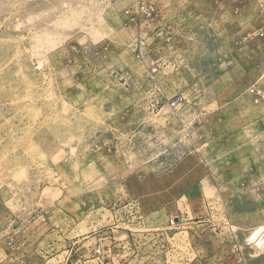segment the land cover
I'll use <instances>...</instances> for the list:
<instances>
[{
	"label": "rangeland",
	"instance_id": "374dc122",
	"mask_svg": "<svg viewBox=\"0 0 264 264\" xmlns=\"http://www.w3.org/2000/svg\"><path fill=\"white\" fill-rule=\"evenodd\" d=\"M145 1L159 9V23L175 30L173 45L153 39L152 26L139 30L125 21L122 12L135 1L0 0V264H23L28 253L32 264H40L35 249L46 233L66 242L128 215L121 179L156 162L172 168L182 158L189 147L185 124L170 120L183 106L159 112L149 106L154 93L146 72L168 52L183 60L177 72L161 79L163 93L171 98L184 93L177 85L190 75L201 83L214 71L198 62L192 69L187 55L199 44L175 20L200 7L232 21L224 10L234 2L246 40L223 37L217 49L224 58L218 65L232 67L223 76L233 85L237 81L244 97L256 84L259 76L240 70L250 64L246 47L264 38V0ZM212 45L207 44L205 55ZM173 83L177 88L169 87ZM190 141L199 151L215 145ZM217 149L221 170L215 187L206 190V212L194 215L180 205L176 236L158 240L163 249L175 243L181 262L264 264L263 256L244 245L249 231L264 223V126L238 127ZM170 218L144 219L142 232L165 227ZM140 238L131 242L153 239Z\"/></svg>",
	"mask_w": 264,
	"mask_h": 264
},
{
	"label": "crops",
	"instance_id": "0c3cea01",
	"mask_svg": "<svg viewBox=\"0 0 264 264\" xmlns=\"http://www.w3.org/2000/svg\"><path fill=\"white\" fill-rule=\"evenodd\" d=\"M127 1L126 3L131 5L138 0ZM226 6L227 10L224 11L230 14L232 21L223 20L224 14H210L206 9L200 7H197L196 10L193 9L191 15L180 18L184 20H175L185 26L188 35L199 44L197 52L194 51L191 55H187L188 59L191 57L190 66L192 69L198 62L201 69L206 70L210 67L214 72L210 80H204L201 83L193 82L190 75V80L177 85L184 91V93H179L183 97L181 103L183 111L180 114H173V119L170 122L172 124L175 122L185 124L183 136L189 137V143L185 141V146L189 145V147H185L186 150H184L182 158L172 168L163 169L162 163L156 162L151 165L150 170L146 171V168L142 167L141 171H145L129 174L120 181L127 193V205L125 207H135L143 221L156 214L175 218L180 211V205L189 207L194 215L198 213V210L206 212L205 208L208 203L206 190L212 186L215 187L221 170L218 166L217 143L223 140L224 136H229L235 132L238 127L245 130L251 127L264 126V100H257L249 91L250 88L264 91V38L258 36L246 47L244 57L248 58L250 64L242 65L240 73L243 75L251 73L259 77L255 85L248 87V97H244L240 94L241 86L238 82L236 81L233 85L234 83L227 81L223 76L228 75L229 68L232 67L228 64L223 65V67L218 65L219 60L223 59L224 56L217 49V44L223 41V37H227L229 42L246 40V32L240 31L238 28L239 6H235L234 2ZM236 28L237 30H235ZM210 43L213 45L210 47L209 54L205 55V48ZM209 57L215 60L211 65L205 60ZM225 57L229 56L225 53ZM197 58H200V61ZM185 74L188 77L189 73L186 72ZM174 85L173 83V86L169 87H174ZM175 88H177L176 85ZM235 91L239 92L235 94ZM195 121L197 125L194 128L193 122ZM194 138H199L200 142H205L206 145L214 143L215 145L205 147L204 144L205 148L199 151L196 142L190 141ZM120 218L122 223L118 224L116 230H113L114 236H116V232L123 234L122 239H128L130 243L135 238L140 240L142 237L144 239L143 235H146L145 233L142 234V231L146 229L142 226L144 222L133 224L135 220L132 218ZM111 220L113 224V217ZM110 225L108 224L107 230L110 229ZM130 226H134L135 232H132ZM101 229L105 230L104 227ZM149 230L151 229H147V231ZM102 234L105 232L100 233L97 229L92 230L86 237L74 236L68 241L63 240L62 242L60 237L55 236V234L46 233L41 239L39 237V246L35 249L39 258L36 260L40 264H96L93 260V250L97 243L103 240ZM51 235H54L53 240L50 239ZM116 247H118L116 252L120 254L118 260L111 259L107 264H151L147 261L149 257L145 256L146 253H150V257L156 255L158 261L154 264H162L163 262L161 252L158 249L153 251L150 246L137 254H133L134 251L123 250L120 246ZM173 247L172 264H191V260L186 258L179 263L180 259L177 258L179 249L175 243ZM28 256L29 253L24 255L23 264L33 263L29 258L31 256Z\"/></svg>",
	"mask_w": 264,
	"mask_h": 264
},
{
	"label": "built area",
	"instance_id": "2783aa9c",
	"mask_svg": "<svg viewBox=\"0 0 264 264\" xmlns=\"http://www.w3.org/2000/svg\"><path fill=\"white\" fill-rule=\"evenodd\" d=\"M160 14L161 13L155 4L149 3L145 0H138L135 6H128L122 12V16L124 17L125 21L128 24L139 28V30L147 28L148 26H152V28H150L148 31V33L151 34V37L153 39L162 41L168 47L173 45L174 41L176 40V34L173 27L166 26L164 23H159ZM172 55V53L168 52L167 55L158 57L155 64L152 65L146 72V78L149 81V88L154 93V98L150 100L149 106L155 110H158V112L163 110V108L173 110L183 102V97L179 94H175L173 97L167 98L163 93L161 79L166 75H172L177 72L180 66L183 64V60L181 58ZM164 59L168 60V66H165ZM166 69H169V71L163 72ZM249 91L257 100H264V91L255 88H250ZM127 212L128 215L125 214V216H123L124 218H132L137 223L143 222L142 216L135 207L125 210V213ZM120 217H113L114 223L116 224H111L109 230H107V227L109 228V226L104 227L105 230L98 229V232H105V234H102L103 240L97 243L93 250V260L96 264H107L109 260L114 258L118 260L120 254L116 252V248H118L116 246H120V248L123 250H128L129 252L134 251L133 254H137L144 248L150 246L153 251L158 249L161 252L163 255L162 264H172V250L174 248V244L168 242L166 245L167 248L163 249L161 240H158V238H166V240L168 239V241H172L175 237V234H172V231L175 230V226H178L179 224L178 218H170L167 221L165 227L153 228L149 231L142 232V234H146L143 236L153 238L151 242L143 243L139 241L137 244L133 245V243H130L128 239L118 240L115 239V236L113 235V230H116L118 224L122 223ZM244 245L252 249L257 255L264 257V223L253 227L249 231L244 240ZM185 248L189 250L190 244H185ZM233 249H236V246H233ZM150 255V253L145 254V256L149 257L147 261L151 264L156 263L158 261L156 259V255H152L151 257ZM179 263H181V259L179 260Z\"/></svg>",
	"mask_w": 264,
	"mask_h": 264
}]
</instances>
